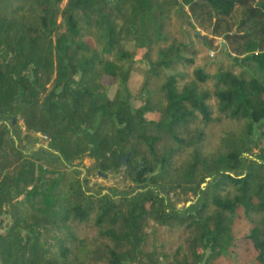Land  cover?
<instances>
[{"label":"trees","instance_id":"obj_1","mask_svg":"<svg viewBox=\"0 0 264 264\" xmlns=\"http://www.w3.org/2000/svg\"><path fill=\"white\" fill-rule=\"evenodd\" d=\"M175 11L190 30L168 44ZM162 43L134 108L131 77ZM18 118L47 149L22 147ZM227 122L239 130L206 150ZM263 139L264 0H0V217L12 219L0 264H264ZM86 159L103 173L128 160L145 191L89 194ZM178 190L196 202L171 206L162 193ZM150 222L184 228L175 255L143 251ZM86 223L99 229L90 243L75 230Z\"/></svg>","mask_w":264,"mask_h":264},{"label":"rangeland","instance_id":"obj_2","mask_svg":"<svg viewBox=\"0 0 264 264\" xmlns=\"http://www.w3.org/2000/svg\"><path fill=\"white\" fill-rule=\"evenodd\" d=\"M190 30V26L187 24L186 17L180 15L176 11L173 13L172 18L167 26V34L170 37L168 44L172 42H186L187 36L186 32ZM199 31V30H198ZM201 36H205V32L199 31ZM92 44L95 41L91 38L88 39ZM223 40L220 39L219 43H222ZM167 45V44H166ZM134 43H128L126 47L130 50L134 49ZM165 46L163 43L155 46V50L152 54L151 59L145 60L139 64H137V68L140 72H136L132 75L129 87L132 93V105L134 108H140L143 103L142 99L146 97V91L143 86L146 81L147 73L146 71L150 68V62L156 60L158 48ZM207 55L211 60L219 64L229 63V57L224 54H214ZM171 70H167V73H171ZM108 82L107 79H105ZM159 82H152L151 86L153 89H158ZM116 88L108 89V95L110 98L115 96ZM162 96L160 94H155L152 99V104H156V102H161ZM160 115L159 109L155 112H149L146 114V118L148 120H158ZM27 122L23 118L16 119L14 122V126L17 127V131L22 134L23 137H29L31 143L28 144V141H23L22 147L29 151L30 153L34 151H38L41 149L48 148V142L42 134L34 133L33 130L27 132L26 130ZM240 125L227 122L219 127L213 128L209 133V139L207 144V149L209 152L213 151L216 147H218L222 132L225 131H238ZM264 144V139L262 141ZM128 160L125 161V164L121 166L119 171H108L103 173L96 169L93 164L94 161L91 159H86L82 165L77 167V169L81 173V178L84 180V186L89 194H109L113 196L115 199H118L121 195L124 194H132L136 195L145 191L143 184H138L134 178L128 174ZM90 170V171H89ZM52 174H49L48 177H51ZM206 187V184L204 188ZM162 196H165L169 202V204L178 209H185L189 207L192 203L196 202L193 195L192 199L195 201L187 202V196L180 193L179 190L177 192H168L162 193ZM191 203L190 205H188ZM238 218L236 219L235 230L237 236H243L248 232L249 225L244 218L243 210L238 211ZM12 224L11 216L8 213H4L0 217V232H4L7 230ZM75 230L78 236L82 239H85L87 242H92L94 239L98 238L99 229L93 223L80 224L75 226ZM188 234L184 230L183 227H162L157 225L154 222H150L146 228V237L143 243L142 249L145 253L156 252L155 258H163V253H169L171 255H175L180 245L186 240ZM221 264H237L234 262L233 258L228 257L224 258Z\"/></svg>","mask_w":264,"mask_h":264},{"label":"water","instance_id":"obj_3","mask_svg":"<svg viewBox=\"0 0 264 264\" xmlns=\"http://www.w3.org/2000/svg\"><path fill=\"white\" fill-rule=\"evenodd\" d=\"M14 122H16V120H14ZM126 161V160H125ZM210 179H208V181H209ZM203 186H205V184L203 185ZM191 203H189L188 205H190Z\"/></svg>","mask_w":264,"mask_h":264},{"label":"built area","instance_id":"obj_4","mask_svg":"<svg viewBox=\"0 0 264 264\" xmlns=\"http://www.w3.org/2000/svg\"><path fill=\"white\" fill-rule=\"evenodd\" d=\"M214 54H215V52H214V51H212V52H211V55H214Z\"/></svg>","mask_w":264,"mask_h":264},{"label":"crops","instance_id":"obj_5","mask_svg":"<svg viewBox=\"0 0 264 264\" xmlns=\"http://www.w3.org/2000/svg\"><path fill=\"white\" fill-rule=\"evenodd\" d=\"M223 43V42H222Z\"/></svg>","mask_w":264,"mask_h":264}]
</instances>
